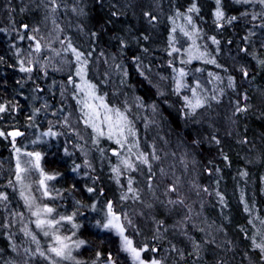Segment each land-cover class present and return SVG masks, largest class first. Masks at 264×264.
Returning <instances> with one entry per match:
<instances>
[{
  "label": "trees",
  "instance_id": "16d2710c",
  "mask_svg": "<svg viewBox=\"0 0 264 264\" xmlns=\"http://www.w3.org/2000/svg\"><path fill=\"white\" fill-rule=\"evenodd\" d=\"M85 81L135 135L126 127L121 137L110 112L108 138ZM81 101L104 135L85 122L92 110ZM0 108V264H133L122 238L97 226L108 205L145 262L264 264L259 0H0ZM26 153H40L55 177L44 180L48 195ZM38 218L54 226L38 228ZM57 236L70 238L71 259L49 251Z\"/></svg>",
  "mask_w": 264,
  "mask_h": 264
},
{
  "label": "snow or ice",
  "instance_id": "6c2138e0",
  "mask_svg": "<svg viewBox=\"0 0 264 264\" xmlns=\"http://www.w3.org/2000/svg\"><path fill=\"white\" fill-rule=\"evenodd\" d=\"M220 0H217V3H219ZM244 2H248V0H244ZM53 3H55V0H53ZM259 3L261 5H264V0H259ZM196 9L193 7L192 9H190V11H195ZM53 11H55V7L53 8ZM223 12L220 11L219 9H217V12H216V17L217 19H220L223 17ZM25 27H27L25 25ZM187 35V33H186ZM213 42L214 43H218L215 41V39L213 38ZM69 48H71V45H69ZM74 53H76V59L77 61H80L81 60V56H82V53H78L76 52L75 49H71ZM175 50V49H174ZM36 51H40V44L39 42H37L36 44ZM211 63H215L214 60L212 61H209ZM21 71H31V68H21ZM246 74V73H245ZM77 76H80L81 77V80L84 79L83 77V68L81 69H78L77 70V73H76ZM179 75L181 77H183L184 75H186L183 70L180 71ZM71 83V81H70ZM85 87L88 89L86 95H88L89 97L95 99V100H99L101 102V106L105 109V117H104V120L105 122L108 123V138L109 139H112V135H113V124L111 122V116L108 115V113L110 112H114L115 116H116V128H117V131H118V134L123 137L124 136V131H125V128L127 127V130L129 132V134L131 135H135L134 132H132V129L130 127H128V120H127V117L124 115V113H122L119 109H112V108H108V106L106 104L103 103V97H100V96H97L95 94V85H92L88 82L85 81ZM179 87H180V84L177 83V90H179ZM81 91H84V88H81ZM185 99L187 100V97H185ZM81 103L83 104V106L85 108H89L91 109L92 111L90 113H86L85 115L88 116V120H86L85 122L86 123H89L91 122V127H93V129L98 133V135H104L105 133L103 132V130L94 122L95 119H98L99 118V113L96 111L95 107L92 105V104H89L87 103V101H81ZM188 106L193 110L195 111L196 108L198 107H201L202 106V101L200 99H196L195 103H193L192 101H188ZM240 111H244L245 109H239ZM0 111H3V108H0ZM0 135H3V133H0ZM10 135L12 136H17V135H21V133L19 132H16V133H11ZM45 135H55V133H46ZM116 143L117 144H120L121 147H123L124 145L121 143V140L120 139H117L116 140ZM17 152H19V149L16 150ZM27 156H34L35 157V160L30 162L32 164V166L39 170L41 172V175L44 177L43 179H41L39 181V184L42 185L45 189L44 191V195H48V192H47V186L44 184V180L47 179V180H51V179H54L55 177L54 176H50V175H46L43 173V170L40 168V164H39V161L41 159V154L40 153H26ZM137 159L141 161V163H144V164H147L148 163V159L146 156H144L143 154H140L139 156H137ZM128 168H132L133 165L128 161V160H124L122 161ZM78 167V166H77ZM16 170H17V177L16 179L18 181H22L23 180V177L19 175V173L21 172H24L26 171V169L22 168L20 166V162H19V159H17V164H16ZM76 169H73V171H75ZM113 171H115L117 174H119V168H114ZM131 181H129V191H133V189L131 188ZM89 192L92 191L91 188L88 189ZM21 196H24V193L21 192ZM0 199H3V200H6L7 199V196H0ZM26 199V202L28 201V198H25ZM29 207H31V204H29ZM108 208H109V216L106 220L105 223L101 224L100 222H97V226L102 228V229H107V230H112V229H115L117 234L119 236L122 237V247H123V250L126 251V252H129L131 253L132 257L134 260L136 261H139V264H144V261H142L140 259V254H141V250H137L136 248L132 247V241L129 240L126 236H124V228L123 226L119 223V217L115 216L114 213H111V205H108ZM247 210V209H246ZM44 212L46 213H51L53 212V209L50 208V207H45L43 209ZM33 215L39 217L40 216V210H37L36 212L33 213ZM61 220H64V219H68V220H71V217H61L60 218ZM36 226L38 228H41L43 227L46 223L48 224L49 227H52L54 226V222L49 220V221H45V220H41V219H37L36 220ZM55 223H59V221H55ZM44 235H48V232H45ZM33 240H35V236L32 237ZM65 239H70L69 237H65V238H61L59 236L56 237V242L57 244L59 245V247H52L49 249V251L51 253H54L56 257H59L61 259H71V251L69 249V245L64 243V240ZM84 244V241H78L76 243V247H79L80 245ZM256 247L260 248L262 251H264V244H257ZM27 251V250H26ZM37 251H39V248H37ZM40 255L41 256H44V253L43 252H40ZM110 259V258H109ZM53 264H56L55 261H53ZM151 264H158V262L156 260H153L151 262Z\"/></svg>",
  "mask_w": 264,
  "mask_h": 264
},
{
  "label": "rangeland",
  "instance_id": "374dc122",
  "mask_svg": "<svg viewBox=\"0 0 264 264\" xmlns=\"http://www.w3.org/2000/svg\"><path fill=\"white\" fill-rule=\"evenodd\" d=\"M13 133H16V132H13ZM20 137V135H17V136H12L11 135V138L13 139V140H16L17 138H19ZM112 213V212H111ZM115 216H117V215H115ZM118 217V216H117ZM119 223L121 224V220L119 219ZM122 225V224H121ZM114 234H116L118 237H121V236H119L118 234H117V232H116V230L115 229H112L111 230ZM122 238V237H121ZM130 240V239H129ZM132 241V240H131ZM132 247H134L133 246V243H132ZM131 257H132V255H131ZM140 259L142 260V261H144L142 258H141V254H140ZM132 260H133V264H139V261H136V260H134L133 259V257H132ZM144 264H151V262H145L144 261Z\"/></svg>",
  "mask_w": 264,
  "mask_h": 264
}]
</instances>
